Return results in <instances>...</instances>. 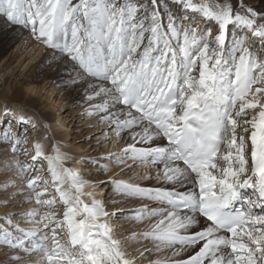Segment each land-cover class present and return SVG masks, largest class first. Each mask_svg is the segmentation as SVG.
<instances>
[{
    "label": "snow or ice",
    "instance_id": "6c2138e0",
    "mask_svg": "<svg viewBox=\"0 0 264 264\" xmlns=\"http://www.w3.org/2000/svg\"><path fill=\"white\" fill-rule=\"evenodd\" d=\"M166 3L0 0V19L71 61L72 83L91 89L89 115L127 139L107 158L154 166L162 184L111 181L158 205L134 215L145 230L121 238L91 181L58 144L37 142L31 163L16 161L21 182L0 186L22 185L33 205L0 218V264H142L159 253L170 255L149 264H264V0H172L181 16ZM0 142L12 153L24 143L3 127Z\"/></svg>",
    "mask_w": 264,
    "mask_h": 264
},
{
    "label": "rangeland",
    "instance_id": "374dc122",
    "mask_svg": "<svg viewBox=\"0 0 264 264\" xmlns=\"http://www.w3.org/2000/svg\"><path fill=\"white\" fill-rule=\"evenodd\" d=\"M171 10L176 13L175 8ZM0 21L6 29L15 27L7 22L6 19H0ZM25 35L30 36V33L22 28L19 38ZM54 55L60 57L57 52H54ZM47 66V63L42 64L40 71L33 75L37 80L36 82L30 80L24 83L23 97H33L34 94L30 93V88L42 87L38 97L35 96L38 101L35 107L30 108L24 105L23 99L20 101H11L8 97L4 99L3 95H1L2 86H0V127L5 130L11 128L24 141L19 146L17 153H12L6 142H0V186L15 185L21 182L16 161L18 160L21 165L31 163V156L26 154V150L28 153H32L34 146H29L28 142L38 137L39 143H44L47 146L46 151L50 152L52 146L58 144L61 150L69 157L66 166L80 171L82 176L91 181L92 186L88 191L93 193L96 199L104 202L107 210H109L108 212L111 214L109 219L110 226L114 232L117 231L115 233L118 236L125 238L132 235L133 232L145 230L146 224H138L133 219L134 215L138 210L143 209L145 205H150L154 208L158 207V205L151 201L126 197L117 193L111 181L123 180L145 188H160L162 184L155 178L156 168L142 165L128 169L126 166L116 165L113 161H110L107 157L110 154L119 153L126 144V138L117 142L115 133L110 131L107 124L102 123L98 116L89 115L93 109L91 108L92 102L86 99V93L75 97L71 90L67 92V83L55 87L54 83L47 84V81H42L44 78L42 72ZM17 73L9 84L24 80L22 74L20 72ZM80 89L79 92H83L82 88ZM53 102H55L54 105ZM17 108H22L24 111V113L21 112L23 122L21 120L18 121V116L15 112ZM49 113L54 115V119L50 123L45 119V115ZM31 121H34L35 126L32 125L26 129ZM59 124L62 126H59ZM29 129H32V131H27ZM37 142H34V145ZM93 161H99V165L92 163ZM101 166L106 167L108 171H104ZM122 168L123 171L121 170ZM22 188L23 186L21 185V187H10L4 192H0V218L7 214L19 217L21 214L32 210L33 205L25 203L27 193L20 194ZM5 197L8 199H5ZM17 222L21 223L23 227H31V225L19 219ZM115 227L118 228L115 229ZM138 247L142 248V245L133 242L129 247V251H134ZM148 247L151 248V245L149 244ZM134 254L136 253L134 252ZM169 255L170 253H159L147 256V253H145L147 258L143 259V264H149L150 260L164 258ZM0 260H6V257L0 256ZM37 260H39V257L34 256L32 264H35Z\"/></svg>",
    "mask_w": 264,
    "mask_h": 264
},
{
    "label": "bare ground",
    "instance_id": "6f19581e",
    "mask_svg": "<svg viewBox=\"0 0 264 264\" xmlns=\"http://www.w3.org/2000/svg\"><path fill=\"white\" fill-rule=\"evenodd\" d=\"M166 8H175L177 15H183V13L179 10L178 6L172 3V0H167L165 9ZM190 15L194 16V19L192 21L193 24H198L201 29L205 28L206 26L211 27L213 33L215 34L216 27L214 24L206 25L205 22L201 21L198 16H195L194 14ZM184 23V26H187L189 22L187 19H185ZM21 33L22 27L15 26L10 29H6L0 21V86H2L1 95H3L4 99H7V97L11 101H20L23 99L22 101L25 103L24 105L29 106L30 108L35 107L36 104H38L36 98L41 93L42 87L30 88V93L34 94L33 97H23L22 90L24 88V83H26L27 81H37L36 78L33 77V75L37 71H40V68L44 63H47L48 66L42 72L44 76L42 81H47V84L54 83L55 87L59 85L62 86L67 83V92L71 90L75 97L83 95L84 93L88 95L91 92V89H86L82 84L72 83L70 77L71 61L65 62L64 58L54 55V50L46 48L43 44H38L34 39H32L31 35H25L19 38V36H21ZM249 43H251V41H249ZM7 46H9V48H7ZM17 72H20V74H22L24 80L22 81L19 79L20 81H16L13 84H9L11 82V79L15 77V74ZM72 75H74V73ZM80 88H82L83 92H79ZM54 104L55 102H53V105ZM15 110L18 116V121L22 120L21 112L24 113L23 109L17 108ZM45 116V119L48 123L52 122L54 119V115L52 113L46 114ZM18 121L16 120V122ZM34 124V121H31L28 127H26V129L30 128V126ZM59 126L62 125L59 124ZM27 131L31 132L32 129H29ZM36 141L40 142V140H38V137L29 141L28 145H32L33 147L34 142ZM127 142L128 141L126 139V143ZM43 145L45 144L43 143ZM45 148L47 149V146ZM117 228L115 227V229ZM143 263L144 262L142 261V264Z\"/></svg>",
    "mask_w": 264,
    "mask_h": 264
}]
</instances>
